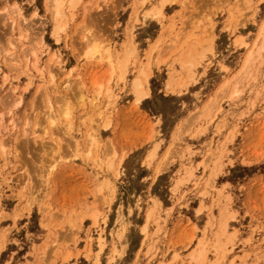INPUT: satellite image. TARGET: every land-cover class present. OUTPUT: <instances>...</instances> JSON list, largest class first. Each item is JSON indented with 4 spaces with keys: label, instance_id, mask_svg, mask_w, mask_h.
<instances>
[{
    "label": "rangeland",
    "instance_id": "obj_1",
    "mask_svg": "<svg viewBox=\"0 0 264 264\" xmlns=\"http://www.w3.org/2000/svg\"><path fill=\"white\" fill-rule=\"evenodd\" d=\"M58 2L0 0V264H264V0Z\"/></svg>",
    "mask_w": 264,
    "mask_h": 264
},
{
    "label": "bare ground",
    "instance_id": "obj_2",
    "mask_svg": "<svg viewBox=\"0 0 264 264\" xmlns=\"http://www.w3.org/2000/svg\"><path fill=\"white\" fill-rule=\"evenodd\" d=\"M59 0H57V3H56V7H57V9H56V11L55 12H53L54 14H55V16L54 17H59V16H61L62 14H61V11H60V8H61V6H59V4L60 5H63L62 4V2L60 3V2H58ZM68 2H72V4L70 5L71 6V8L74 6L73 5V3L75 2L76 3V1H78V0H67ZM145 0H143V2H144ZM162 2V1H161ZM69 4V3H68ZM161 4V3H160ZM68 6V5H67ZM69 7V6H68ZM53 8V7H52ZM154 8H155V6H154ZM158 9H159V11H160V7L159 8H157V9H155V12L156 11H158ZM152 10H154L153 8H152ZM158 11V12H159ZM155 12H153L154 13V15H156L155 14ZM152 13V14H153ZM143 15V17L145 18V17H147L148 15H151V11H148V10H145L144 11V13L142 14ZM63 17H64V15H63ZM148 17H150V16H148ZM21 18L23 19V17L21 16ZM53 18V17H52ZM60 18H62V17H60ZM12 19V22L14 23V22H16L15 20V17L13 18H11ZM19 18L17 17V20H18ZM55 19V18H54ZM60 20V19H59ZM65 21V20H64ZM19 23L20 22H17V24H18V26H20L19 25ZM61 24H63L62 22H61ZM16 25V24H15ZM20 27H22V26H20ZM60 27V24H58V23H56V26H54V28H59ZM16 28H17V25H16ZM53 28V27H52ZM261 28V27H260ZM23 27H22V29H21V31H23ZM263 28H261V31H263L262 30ZM17 30H20V29H18L17 28ZM55 32H56V29H55ZM18 37L20 38H24L25 37V33H22V32H19L18 33ZM27 40V37H25V41ZM263 41V40H262ZM182 42V41H181ZM255 42V41H254ZM254 42H253V44H254ZM259 42H261V41H259ZM10 44H12L11 42H9ZM125 43H126V49H124L123 51L126 53L127 52V55H128V53L130 54V52L132 51V49H133V39H132V37H129V38H127V40L125 41ZM87 45V44H86ZM123 45H125V44H123ZM103 47V46H102ZM102 47H99V45L97 46V47H93V48H91V49H88L87 48V52H88V58L91 60V59H97V58H95V56L96 55H98V59L97 60H103V58H105V57H103V53H105V51H107L108 50V48H107V50H106V48L102 51ZM108 47V46H107ZM263 47V42H261V43H259L257 46H256V48H255V53L256 54H254L253 55V53H252V49H250L249 50V54H248V56H247V58H246V61H245V63H244V67L243 68H245V69H247V65H248V67H249V65H252L253 63H254V61L260 56V50H261V48ZM30 47H28V49H29ZM31 48H32V46H31ZM90 48V47H89ZM25 49H27V48H25ZM24 48H22V51L24 50L25 52H27L28 53V49L27 50H25ZM31 50V49H30ZM33 50V49H32ZM21 51V50H20ZM23 51V52H24ZM86 51V50H85ZM23 52H22V54H23ZM29 52H33V51H29ZM125 53H123V54H125ZM24 56H27V55H25V53H24ZM51 56H53V54H51ZM110 56H111V54H110ZM110 56L109 55H107L106 56V58L108 59L107 61L109 62L110 61ZM126 55H124L123 57H125ZM97 57V56H96ZM53 57H50L49 59L51 60ZM127 58V57H126ZM125 58V59H126ZM124 59V60H125ZM11 60H13V59H11ZM26 60V59H25ZM35 60V59H34ZM116 61H117V59H116ZM15 62H17V61H15ZM126 62V61H125ZM252 64H251V63ZM110 63H111V61H110ZM118 63H119V65H120V67L119 68H121V69H123L122 68V62L118 59ZM248 63V64H247ZM250 63V64H249ZM16 63H11V65H12V67L11 68H14V65H15ZM35 64H36V62H35ZM187 65V64H186ZM48 66V65H47ZM123 66H124V64H123ZM18 67V66H17ZM60 67L62 68L63 67V65H60ZM48 68V67H47ZM118 68V69H119ZM14 69H17L16 67L14 68ZM19 70V69H18ZM21 70V69H20ZM123 71V70H122ZM48 72H49V76H50V80H52V78H53V72L52 71H50L49 69H48ZM119 72V71H118ZM124 72H125V70H124ZM143 72V71H142ZM42 72H40V74H41ZM245 73H247V72H245ZM123 74V73H122ZM5 75H7V74H5ZM144 75V74H143ZM7 77V76H6ZM17 77V76H16ZM3 78L4 79H6L4 76H3ZM28 78H30V77H28ZM132 88H133V92L135 93V95H136V99H137V101H139L140 99H141V97L143 96V95H145V91L142 89V85H141V82H140V80L136 77V79L133 81V85H132ZM15 87H12V89H10V90H12L13 92H15ZM99 95H100V92H99V90H98V92H97V94H96V96H98L99 97ZM21 96H19V97H17L18 99H16V100H20L19 98H20ZM79 97L81 98V100L83 101V99H84V95L82 94V92H80L79 93ZM105 102H104V105L105 104H108L111 100V94L109 93V92H107V94L105 95ZM50 100H51V98H50ZM18 102H20V101H18ZM17 102V103H18ZM8 103V102H7ZM15 103V102H14ZM10 104V103H9ZM67 107V106H66ZM64 108V110H65V115L67 116V117H69V114H70V111H69V108L67 109V108ZM1 115H2V113H1ZM82 115V114H81ZM9 122H14V120L13 119H10V121ZM11 123V124H12ZM14 127H15V125H14V123L12 124V126H11V128H13L14 129ZM48 129H49V127H48ZM36 132V130H34L33 131V133H35ZM88 132V131H87ZM87 135H88V140H87V142H88V145L89 146H97V140H98V134L97 133H95L94 131H92V130H90V128H89V132L87 133ZM9 140H7L6 138H3V137H1L0 136V151H1V153H2V151H3V148L5 147V146H7L9 143ZM12 142H14V141H12ZM90 148V147H89ZM90 149H92V148H90ZM86 150L88 151L89 149H87L86 148ZM93 151V150H92ZM61 159V158H60ZM58 162V161H57ZM56 163V162H55ZM110 164V166H112L113 167V164H112V162H110L109 163ZM95 216H96V214L94 215V218H95ZM98 237H97V239H98V242L99 243H101V241H100V239L102 238L101 237V235L99 234V235H97ZM200 250H202V249H200ZM199 250V252H197V253H199V254H196L198 257H197V260H199L198 262L200 263V260L204 257V255H203V250L202 251H200ZM204 252H205V250H204ZM196 255H194V258L196 257ZM202 256V257H199V256ZM198 258H200V259H198ZM215 264V263H214Z\"/></svg>",
    "mask_w": 264,
    "mask_h": 264
}]
</instances>
